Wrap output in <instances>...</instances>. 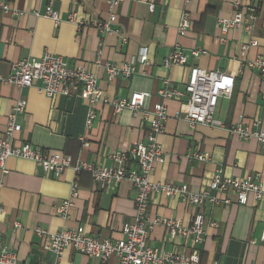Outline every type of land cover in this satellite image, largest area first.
<instances>
[{
    "label": "crops",
    "instance_id": "0c3cea01",
    "mask_svg": "<svg viewBox=\"0 0 264 264\" xmlns=\"http://www.w3.org/2000/svg\"><path fill=\"white\" fill-rule=\"evenodd\" d=\"M23 16L0 10V76L8 78L12 65L23 59L41 58L49 53L62 57L70 66H82L95 74L104 96L110 100L128 99L134 92H149V110L161 102L158 91L164 81L184 90L193 66L235 76V89L230 98H222L216 118L224 127L197 125L191 127L178 115L186 112V99L166 101L168 121L160 136L162 160L154 167L151 180L157 183L186 184L196 193L214 194L211 185L216 173L224 178L246 179L260 175L264 185V145L256 140H243L229 131L239 123L250 125L264 119V76L250 68L249 63L264 56V1L251 33L242 30L224 34L219 19L233 16L232 0H121L118 20L113 28L121 34L101 37L95 24L109 16L106 0H3ZM154 4V10L149 5ZM249 6L252 2H246ZM48 5L60 13L56 24L46 17H37ZM183 12H188L192 27L179 39L178 25ZM76 13L82 27L68 22ZM124 36L127 40L122 41ZM257 45L243 53L242 46ZM188 55L186 66L165 67L164 60L176 43ZM103 43V46H101ZM144 49L149 64H140ZM194 51H204L198 57ZM138 61L137 73L130 78L109 81L106 63L123 65ZM27 101V108L18 122L21 132L13 144L30 143L45 151H59L94 166L115 167L109 155L127 153L137 143H145L150 124L141 112L129 110L116 114L111 106L98 104L92 129L86 126L88 104L80 91L67 97L62 94L47 97L37 88L19 90L0 83V135L7 117L17 101ZM87 144V145H86ZM194 154H203L208 161H199ZM0 171L4 187L0 202L4 214L0 220L2 241L23 264H50L54 254L47 249L48 241L36 234V229L50 233L72 230L112 241L124 238V228L135 220V189L125 180L102 189L89 173L79 175L68 169L56 178L52 172L32 161L9 158ZM78 180L79 195L68 219L58 214V208L69 198L71 185ZM221 203H206L196 210L178 197L153 195L149 217L174 219L190 226L195 212L205 217L207 237L195 244L183 237L172 238L164 226H156L150 244L160 253L196 255L202 264H264V199L249 195L245 204L238 202L234 191L218 193ZM210 221L216 228L208 226ZM62 264H117L115 258L103 262L68 248Z\"/></svg>",
    "mask_w": 264,
    "mask_h": 264
},
{
    "label": "built area",
    "instance_id": "2783aa9c",
    "mask_svg": "<svg viewBox=\"0 0 264 264\" xmlns=\"http://www.w3.org/2000/svg\"><path fill=\"white\" fill-rule=\"evenodd\" d=\"M109 5V16L104 21L95 24L101 37L112 34H121L119 29L113 28L117 23V9L121 0H106ZM189 1V0H187ZM252 2L249 6L246 2ZM264 0H232L233 16L219 19L218 25L224 34L234 30H242L251 33L258 17V9ZM154 4L149 5L151 11ZM0 10L23 16L24 13L12 8L7 2L0 0ZM37 17H46L56 24L62 22L60 13L52 5H48L43 13L35 12ZM68 22L82 27L76 13L70 14ZM192 27V20L188 12H183L178 25L179 39L187 36ZM122 41L126 42V38ZM256 42L244 44L242 51L245 53L250 47L256 46ZM103 46V43H101ZM205 54L204 51H194L192 56L198 57ZM140 64H149V59L144 49L140 53ZM188 55L177 42L173 51L164 60L165 67L186 66ZM138 61H131L123 65L106 63L105 72L109 81L119 77L130 78L137 73ZM250 68L257 70L264 76V56L249 63ZM0 83L11 84L19 90L35 87L49 98L62 94L71 96L80 91L81 98L88 104L89 112L86 120L88 129H92L97 118L95 107L98 104L111 106L116 114L124 110L131 111L134 115L142 113L145 121L150 124V130L145 143H137L127 153L114 152L109 155L116 166H94L75 160L72 156L59 151H45L34 147L30 143L15 146L13 139L15 134L21 132L22 127L18 119L24 115L27 101L19 100L7 117V123L3 135H0V171L7 174L5 163L9 158H19L32 161L40 165L45 172H52L56 178L62 176L68 169L75 171L77 175L82 172L89 173L94 181L106 189L110 185L119 184L125 180L130 181L135 189V220L133 224L124 228V238L117 241L93 237L86 233L72 230H62L50 233L44 229H36V234L48 241L47 249L55 258L50 264H62L63 253L71 248L77 253L103 262L112 258L117 264H202V260L196 255L182 253H160L150 244V235L156 226H164L168 229L172 238L183 237L190 239L195 244H203L206 241L207 230L205 217L200 212H195L190 226L184 227L181 221L174 219H155L149 217L150 201L155 194H163L168 198L178 197L183 202L191 205L196 210L204 207L206 203L212 206L222 202L229 205V200L221 201L218 193L232 190L236 193L238 202L245 204L249 195L255 200L264 199V185L259 181L260 175L248 176L246 179L224 178L221 172L216 173L211 188L214 194L209 192H193L186 184L157 183L151 180L152 172L156 164L163 162L162 147L159 138L165 132L169 115L166 101L173 99H186V112L178 115L191 127L203 125L208 127H224V123L216 118L219 101L222 98H230L235 89V76L218 71H207L201 67L193 66L190 77L184 90L173 87L169 81H164L158 91L161 102L155 105L153 110L146 107L149 92H134L128 99L110 100L104 96L98 84V78L92 72L82 66H70L62 57L49 53L41 58L23 59L12 65L8 78L0 76ZM230 132L243 140H256L264 145V119L259 118L250 125L235 124ZM87 145V144H86ZM199 161H208L203 154H194ZM4 187L0 179V194ZM79 195L78 180L71 185L70 195L58 208V214L68 219L69 212L74 206V201ZM4 214V207L0 202V220ZM209 227L216 228L217 223L210 221ZM264 242V227L261 239ZM264 261V256H263ZM0 264H23L19 258L9 251L3 241L0 230ZM219 264V263H213Z\"/></svg>",
    "mask_w": 264,
    "mask_h": 264
}]
</instances>
